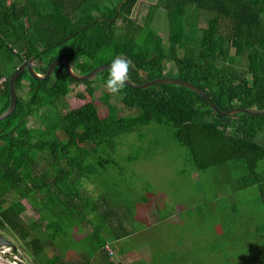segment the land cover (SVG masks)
<instances>
[{"label": "trees", "instance_id": "16d2710c", "mask_svg": "<svg viewBox=\"0 0 264 264\" xmlns=\"http://www.w3.org/2000/svg\"><path fill=\"white\" fill-rule=\"evenodd\" d=\"M187 6L213 14L206 27L185 20ZM160 10L168 19L167 45L154 29ZM118 56L132 61V83L182 79L220 111L264 110V0H0V114L10 103L8 81L25 62H41L35 72L45 75L53 63L69 58L76 74L89 75L103 59ZM64 68L46 81L24 72L15 83L16 108L0 122V231H10L35 264H68L65 255L50 258L47 252L68 241L73 227L88 224L87 242L107 247L99 243L104 227L97 219L98 199L83 191L86 182L98 186L104 178L130 183L116 177L113 157L121 135L136 134L142 143L138 156L122 161L145 162L149 135L167 127L197 172L213 170L225 182L258 185L264 198V115L221 116L196 93L171 84L107 90L105 116L94 98L66 111L73 85L98 82L92 81L102 75L98 83L106 88L109 71L79 82ZM112 95L121 96L129 116L119 115ZM32 118L39 127L29 126ZM8 195L15 199L8 201ZM22 199L38 220H23L13 206Z\"/></svg>", "mask_w": 264, "mask_h": 264}, {"label": "crops", "instance_id": "0c3cea01", "mask_svg": "<svg viewBox=\"0 0 264 264\" xmlns=\"http://www.w3.org/2000/svg\"><path fill=\"white\" fill-rule=\"evenodd\" d=\"M104 182H86L85 190L98 199L97 219L104 227L99 243L107 247L87 242L88 224L73 227L70 239L53 249L68 264H264V198L258 185H242L257 192L252 199L222 202L202 200L200 193L196 199L195 185L188 199L182 189L163 192L147 184L140 196L132 183Z\"/></svg>", "mask_w": 264, "mask_h": 264}, {"label": "rangeland", "instance_id": "374dc122", "mask_svg": "<svg viewBox=\"0 0 264 264\" xmlns=\"http://www.w3.org/2000/svg\"><path fill=\"white\" fill-rule=\"evenodd\" d=\"M141 2H157V0H140ZM187 17L185 20L198 27H206L208 19L213 16L211 12L199 11L194 6H187ZM154 29L163 38L164 44L168 42V19L164 10H160L154 24ZM111 59H103L100 64L102 66H110ZM94 66L97 67L96 64ZM101 67V66H99ZM102 75L98 76L95 81H101ZM98 82L89 84H75L72 86V93L67 98V110L81 107L87 100L94 98L99 105V112L101 116L107 114L106 101L103 98L104 93L107 92L105 87H102ZM20 90V95L25 96L27 89ZM94 88V89H92ZM89 92V94H88ZM86 95V96H84ZM121 96H113L111 103L116 107H121ZM120 116H129L131 113L128 109L121 107ZM29 126L37 128L40 126L38 118H32L29 121ZM149 140L146 141L145 149L151 148V155L149 160L127 164L122 161L126 156H138L142 147L141 142H137L136 134L121 135L118 138L119 149L113 159L119 163L116 177L133 183L139 195L143 196L144 188L147 184L155 187V190L166 191L173 189L180 191L181 194L187 195L188 199H193L192 189L189 186H196V199H199L198 193L202 200L218 199L225 201H240L245 199L248 195L251 199L254 197V190H249L236 183H228L224 181V177L215 176L214 171L211 170L206 174L197 172L187 161L186 150L180 148L172 138V132L169 128H157L156 132L149 135ZM139 139V138H138ZM151 143V144H150ZM264 169V163L262 164ZM217 174V172L215 171ZM90 187V186H89ZM200 187V191H197ZM84 195L89 191H83ZM15 199L13 195H8L7 200ZM14 208L21 214L25 222H31L39 219V214L35 212L28 202L25 200H16ZM86 227L89 228V225ZM0 234L10 241L13 247L9 250L0 249V260L3 263H20V264H35L30 255H28L24 245L12 234L10 231H0ZM8 249V247H7ZM7 251L6 254H3ZM47 256L53 258L54 252L52 250L47 252ZM5 263V264H6Z\"/></svg>", "mask_w": 264, "mask_h": 264}, {"label": "water", "instance_id": "95a60500", "mask_svg": "<svg viewBox=\"0 0 264 264\" xmlns=\"http://www.w3.org/2000/svg\"><path fill=\"white\" fill-rule=\"evenodd\" d=\"M64 64L65 72L68 74V76L75 81L79 82H85V81H90L93 80L97 75H100L106 71H109V66H101L96 68L94 71H92L89 75H81V74H76L71 66V60L69 58H63L55 63H53V66L50 67L48 73L45 75H40L37 72H35V69L37 66H42V63L39 62V64L36 63L35 59H32L28 62H25L21 66H19L16 71L12 74L10 77L8 84H9V90H10V103L8 108L0 114V122L7 119L15 110L16 108V103H17V95L15 91V83L17 79L23 75L24 72H29V74L33 77L34 80L36 81H46L50 78L53 77L54 73L56 70ZM62 72V70H59V73ZM159 84H171V85H177L184 87L191 92L196 93L199 95L207 104L209 105L210 109L213 110L214 112H217L221 116L229 117L233 115H238V114H250L253 116H262L264 115V110H256V109H250V108H233L231 110L227 111H220L217 106L211 101V99L198 87L194 86L191 83L186 82L185 80L182 79H172V78H160L156 79L153 81L145 82L143 84H135L132 83L128 80H126L125 85L130 88H135V89H146L150 88L155 85ZM13 247L12 243L5 239L1 234H0V247ZM0 264H5L0 260Z\"/></svg>", "mask_w": 264, "mask_h": 264}, {"label": "clouds", "instance_id": "9594fccd", "mask_svg": "<svg viewBox=\"0 0 264 264\" xmlns=\"http://www.w3.org/2000/svg\"><path fill=\"white\" fill-rule=\"evenodd\" d=\"M132 64L130 59L123 56L114 58L109 66V74L105 80V86L111 94L120 93L126 80L129 78V68Z\"/></svg>", "mask_w": 264, "mask_h": 264}, {"label": "built area", "instance_id": "2783aa9c", "mask_svg": "<svg viewBox=\"0 0 264 264\" xmlns=\"http://www.w3.org/2000/svg\"><path fill=\"white\" fill-rule=\"evenodd\" d=\"M4 83H5V79L4 78H0V88H2L3 87V85H4ZM0 249H5V247L3 246V247H0ZM5 250H9V247H8V249H7V247H6V249ZM7 251H4L3 252V254H6V252ZM6 263V262H5ZM6 264H8V263H6ZM11 264H20V263H11Z\"/></svg>", "mask_w": 264, "mask_h": 264}]
</instances>
